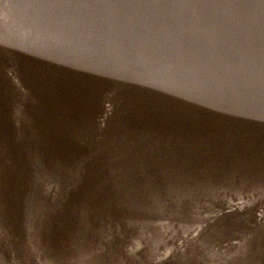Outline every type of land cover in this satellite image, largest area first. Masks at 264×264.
<instances>
[{
	"label": "rangeland",
	"instance_id": "rangeland-1",
	"mask_svg": "<svg viewBox=\"0 0 264 264\" xmlns=\"http://www.w3.org/2000/svg\"><path fill=\"white\" fill-rule=\"evenodd\" d=\"M0 264H264V0H0Z\"/></svg>",
	"mask_w": 264,
	"mask_h": 264
}]
</instances>
